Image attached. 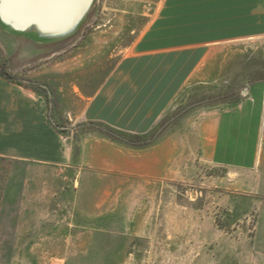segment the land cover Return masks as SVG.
<instances>
[{"label":"rangeland","instance_id":"1","mask_svg":"<svg viewBox=\"0 0 264 264\" xmlns=\"http://www.w3.org/2000/svg\"><path fill=\"white\" fill-rule=\"evenodd\" d=\"M83 2L0 0V23L54 36ZM164 5L96 0L73 37L50 45L0 32V66L45 102L71 153L66 166L0 159V264H264L253 254L254 175L208 155L215 115L264 81V39L212 47L145 133L79 118Z\"/></svg>","mask_w":264,"mask_h":264},{"label":"crops","instance_id":"2","mask_svg":"<svg viewBox=\"0 0 264 264\" xmlns=\"http://www.w3.org/2000/svg\"><path fill=\"white\" fill-rule=\"evenodd\" d=\"M15 22L8 20L7 29L23 26ZM253 39H264V0H165L163 9L86 98L79 118L132 135L145 133L212 47ZM19 82L0 74V159L28 166L68 165L70 150L47 122L45 102L25 81ZM248 95L211 121L208 155L216 166L254 175L251 191L260 200L253 254L264 258V81L251 86Z\"/></svg>","mask_w":264,"mask_h":264},{"label":"water","instance_id":"3","mask_svg":"<svg viewBox=\"0 0 264 264\" xmlns=\"http://www.w3.org/2000/svg\"><path fill=\"white\" fill-rule=\"evenodd\" d=\"M95 2L96 0H84L82 7L79 10V14L76 17L70 29L61 34H57L46 38H38L36 34L33 33L32 31L22 28H20V30H8L4 26H2L1 23H0V32L9 34L15 38H23L26 40V42H30L34 44L50 45V44L59 43L73 37L79 31Z\"/></svg>","mask_w":264,"mask_h":264},{"label":"trees","instance_id":"4","mask_svg":"<svg viewBox=\"0 0 264 264\" xmlns=\"http://www.w3.org/2000/svg\"><path fill=\"white\" fill-rule=\"evenodd\" d=\"M0 74L3 78H5L6 80L12 81V82H19V79H16L13 75H11L8 70L6 69V65L2 64L0 66ZM136 138H139L136 136Z\"/></svg>","mask_w":264,"mask_h":264},{"label":"bare ground","instance_id":"5","mask_svg":"<svg viewBox=\"0 0 264 264\" xmlns=\"http://www.w3.org/2000/svg\"><path fill=\"white\" fill-rule=\"evenodd\" d=\"M32 2H34V1H32ZM41 3H42L43 5H45V4H46V0H45V1L41 0ZM43 5H42V6H43Z\"/></svg>","mask_w":264,"mask_h":264}]
</instances>
